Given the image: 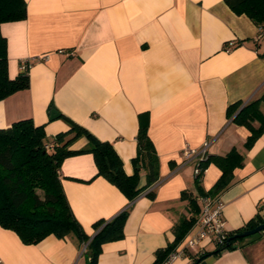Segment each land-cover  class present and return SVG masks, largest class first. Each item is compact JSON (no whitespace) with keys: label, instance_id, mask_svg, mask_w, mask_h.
Listing matches in <instances>:
<instances>
[{"label":"crops","instance_id":"0c3cea01","mask_svg":"<svg viewBox=\"0 0 264 264\" xmlns=\"http://www.w3.org/2000/svg\"><path fill=\"white\" fill-rule=\"evenodd\" d=\"M25 2L23 19L0 23L8 76H16L20 63L29 60L28 87L0 99V128L31 118L51 140L69 128L66 116L109 141L131 174L139 113L148 114L158 177L133 200L96 173L91 153L68 155L61 162L66 199L88 235L95 234L96 220L127 211L122 237L103 242L95 264H152L156 250L174 241L175 225L190 215L180 193H196L192 163L181 165L186 143L208 141V154L235 147L243 155V164L218 193L227 231L257 214L264 219V130L246 148L249 130L226 113L230 103L239 100L242 106L258 98L264 112V56L259 55L264 32L257 24L234 13L224 0ZM51 109L58 115L50 118ZM85 144L80 136L69 147ZM220 173L214 163L207 165L201 177L204 190ZM145 183L140 170L138 186ZM235 244L194 264H264V232ZM82 245L73 234H48L27 244L0 225V264H90ZM216 246L203 238L170 264H192Z\"/></svg>","mask_w":264,"mask_h":264},{"label":"trees","instance_id":"16d2710c","mask_svg":"<svg viewBox=\"0 0 264 264\" xmlns=\"http://www.w3.org/2000/svg\"><path fill=\"white\" fill-rule=\"evenodd\" d=\"M236 14L247 15L264 32V0H224ZM26 16L25 0H0V23L23 19ZM264 56V50L259 53ZM29 85L27 67L10 78L7 73L6 41L0 34V99ZM260 98L244 103L235 101L227 106L226 113L232 121L249 130L244 146L250 147L264 130V112L259 108ZM241 106V107H240ZM69 128L54 134L49 140L42 124L35 125L31 118L13 121L0 128V225L14 230L23 243H35L48 234L64 237L75 235L81 244L87 242L86 253L90 255V264H95L96 255L103 242L122 237L123 221L127 214L123 209L110 219H98L93 223L96 230L88 235L74 216L60 180V165L64 157L82 152L93 155L97 174L102 175L115 185L129 200H133L146 186L158 177V158L153 143L148 136V114L139 113V126L136 134V154L133 157L134 170L127 174L122 160L112 144L100 140L83 126L66 116ZM257 121V125H253ZM80 136L86 138V144L78 149L70 144ZM212 162L221 171L216 182L208 190L201 186V177L207 165ZM243 164V155L232 147L222 155L208 154L200 162V171L194 175L195 194L182 190L180 198L187 200L190 215L183 217L175 225L174 241L155 252L152 264H159L182 239L194 223L199 212V195H217L230 182L233 169ZM145 171V186L139 187V172ZM152 195V191L148 192ZM258 216V218H257ZM258 214L243 227L227 231L222 249L233 245L241 238L233 237L237 232L252 228L263 222ZM264 232V229L261 230ZM227 241L229 243L227 244ZM215 248V249H216ZM207 253V252H203ZM203 253L199 254L201 256ZM199 256L193 260L194 264Z\"/></svg>","mask_w":264,"mask_h":264},{"label":"built area","instance_id":"2783aa9c","mask_svg":"<svg viewBox=\"0 0 264 264\" xmlns=\"http://www.w3.org/2000/svg\"><path fill=\"white\" fill-rule=\"evenodd\" d=\"M261 36V33L259 34ZM29 60L20 63V69L24 70ZM209 142L205 141L199 146H191L186 143L180 150L182 157L181 165L192 163L193 174H197L201 167L200 162L208 155ZM200 209L192 226L185 233L184 237L171 249L159 264H170L176 258L187 255L190 249L203 238H209L214 244L221 245L227 236L225 221L223 218L224 203L219 195H199ZM82 245V251L85 250Z\"/></svg>","mask_w":264,"mask_h":264},{"label":"water","instance_id":"95a60500","mask_svg":"<svg viewBox=\"0 0 264 264\" xmlns=\"http://www.w3.org/2000/svg\"><path fill=\"white\" fill-rule=\"evenodd\" d=\"M58 115V112L55 110V109H51L50 110V118H53L55 116ZM264 229V221L263 222H260L259 224H257L256 226L252 227V228H247L243 231H240V232H237L233 235V237H237V238H240V237H245L247 235H250V234H253L255 232H258L260 230ZM229 243V241H227V244ZM236 244L233 245V247H235ZM222 249L221 246H218L216 249L210 251V252H207V253H203L201 256L198 257V259L196 260V262L200 261L201 259H203L204 257H206L207 255L217 251V250H220Z\"/></svg>","mask_w":264,"mask_h":264}]
</instances>
